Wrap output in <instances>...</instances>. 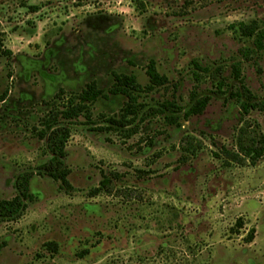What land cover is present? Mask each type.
Returning <instances> with one entry per match:
<instances>
[{
	"label": "rangeland",
	"instance_id": "374dc122",
	"mask_svg": "<svg viewBox=\"0 0 264 264\" xmlns=\"http://www.w3.org/2000/svg\"><path fill=\"white\" fill-rule=\"evenodd\" d=\"M252 21L264 29V0H0L4 45L13 52L0 55V95L8 91L0 102V199L18 193V175L35 172V199L23 215L0 218V264H264V158L256 166L227 164L221 148H236L241 126L228 94L183 126L157 117L131 138L74 125L65 158L73 189L36 173L51 154L34 126L60 88L81 90L95 80L108 89L113 71L145 85L155 60L180 82L184 105L190 61L229 75L239 49L251 45L231 26ZM242 68L264 99V49ZM172 91L161 88L148 100ZM122 100L100 99L95 114L115 113ZM250 121L264 133V111ZM186 133L203 147L183 161ZM103 172L113 177L112 191L91 196Z\"/></svg>",
	"mask_w": 264,
	"mask_h": 264
},
{
	"label": "trees",
	"instance_id": "16d2710c",
	"mask_svg": "<svg viewBox=\"0 0 264 264\" xmlns=\"http://www.w3.org/2000/svg\"><path fill=\"white\" fill-rule=\"evenodd\" d=\"M30 9L37 11L39 6L32 5ZM231 27L235 33L251 39V45L239 49L241 58L233 61L229 75H225L223 66L213 68L203 65L196 58L192 59L190 65L193 84L189 91L188 102L184 105L177 99L180 82H173L166 74L161 73L155 60H151L146 66L149 82L145 85L138 82L134 74L113 71L114 81L108 89L99 87L95 80L88 82L81 90L60 88L51 100L46 101L51 106L34 126L37 137L46 140L47 149L51 154L49 160L37 168L36 173L51 177L63 190L73 189L69 179L71 169L66 165L65 158L74 125H87L101 133L115 131L125 138H131L140 131L142 124L157 117L168 126H183L182 119L189 121L194 116L202 115L215 96L221 98L227 94L229 99L240 107L241 126L235 136L236 148L223 146L221 151L226 154L227 164L233 161L241 165L256 166L264 158V133L257 127L254 128L250 120L253 111H264V99H258L247 85L242 66L244 60L257 58L264 49V29H260L255 21L240 22ZM0 55L7 59L13 55L12 50L4 45L1 22ZM206 84L210 85L207 91ZM161 88L165 92H170L173 88L172 97L163 99L152 97L148 100L150 93ZM7 93L6 90L0 95V102L6 100ZM111 98L123 99L119 110L115 113L102 111L95 114L97 102L100 99L109 101ZM181 139L183 154L180 160H188L203 147L192 134L186 133ZM215 155L220 156L218 152ZM34 173L26 172L18 175L15 184L18 193L12 198L0 199L1 219L20 218L28 208V202L35 199L30 189V180ZM103 176L100 185L90 191L91 196L103 191H112L110 184L113 177L105 172ZM238 225L241 226L242 222L239 221ZM254 233L255 230L250 231L247 241L253 240ZM48 244L50 249H57V244L54 242Z\"/></svg>",
	"mask_w": 264,
	"mask_h": 264
}]
</instances>
